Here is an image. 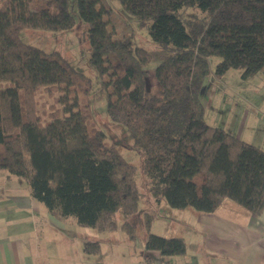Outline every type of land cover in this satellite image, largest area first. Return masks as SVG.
I'll use <instances>...</instances> for the list:
<instances>
[{
    "label": "trees",
    "instance_id": "1",
    "mask_svg": "<svg viewBox=\"0 0 264 264\" xmlns=\"http://www.w3.org/2000/svg\"><path fill=\"white\" fill-rule=\"evenodd\" d=\"M154 50L133 48L106 17L103 0H77L87 27L89 63L104 80L109 119L127 128L143 159L155 205L211 214L231 200L252 214L264 209V149L211 125L202 99L205 79L243 69L248 79L264 74V0H118ZM0 10V171L28 183L30 196L56 219L100 233L124 231L135 241L132 218L141 193L137 167L105 133L88 128L91 80L59 51L26 42V29L68 31L76 26L68 0H5ZM35 7L37 10H33ZM156 63L157 84L147 85ZM4 82V84H3ZM53 98L44 121L36 95ZM204 174L198 189L194 178ZM154 210V209H153ZM153 210L144 213V261L184 255L182 236L152 233ZM121 212L120 224L116 215ZM98 254L99 241L84 243ZM189 264V263H186Z\"/></svg>",
    "mask_w": 264,
    "mask_h": 264
},
{
    "label": "rangeland",
    "instance_id": "2",
    "mask_svg": "<svg viewBox=\"0 0 264 264\" xmlns=\"http://www.w3.org/2000/svg\"><path fill=\"white\" fill-rule=\"evenodd\" d=\"M103 2L108 8L106 17L115 27L119 37H129V42L133 48L142 47L148 50L157 48L147 26H140L138 20L127 13L118 0H103ZM4 4L5 0H0V10L4 9ZM68 5L70 13L76 19L74 29L68 31L26 29L22 32V37L26 42L46 52L59 51L76 69L91 80L92 107L91 116L87 123L88 128L90 130L92 128L102 130L106 135V142L116 144L122 156L137 167L135 180L142 196L139 212L131 219L137 228L135 241H132L128 236L124 240L122 235H119L120 230L113 234L95 232L97 233L95 238L101 241L107 239L116 242L117 246H121V248L125 246L127 250L131 247L133 249L132 256L144 255V242L147 236L144 213L154 209L155 218L150 225L151 232L162 236L179 234L186 241L191 259L195 260L201 257L204 239L201 213L193 208L182 210L171 208L165 200L159 206L154 204L150 193V180L143 172L141 155L133 142L128 139L127 128L112 122L107 116L106 97L102 96V99L99 97L100 91L104 88L103 82L108 77H102L89 63L91 52L89 37L87 27L77 12V0H68ZM32 9L37 10L35 7ZM218 61L219 58L217 57L210 58L212 73L205 79L202 90L207 121L211 125L224 128L236 137L264 149V74L260 72L245 79L242 77L243 69H231L223 77L217 78L213 71ZM155 67L156 63H151L147 67V85L149 88L155 87L157 84ZM36 102L37 110L45 121L51 111L53 98L41 90L36 95ZM14 179L20 183L18 191H23L22 184L24 185L25 180L17 177ZM204 179L205 176L202 173L194 178L198 189ZM9 186L10 183L7 184V187ZM2 187L4 186L2 185ZM116 218L119 224L124 221L121 212L117 213ZM79 229L82 237L93 238L89 234L91 228L80 227ZM110 246L105 247L109 248Z\"/></svg>",
    "mask_w": 264,
    "mask_h": 264
},
{
    "label": "crops",
    "instance_id": "3",
    "mask_svg": "<svg viewBox=\"0 0 264 264\" xmlns=\"http://www.w3.org/2000/svg\"><path fill=\"white\" fill-rule=\"evenodd\" d=\"M14 178L0 171V264H146L144 255L132 256L131 247L127 250L116 242L97 240L95 229H89L93 238L82 237L74 221L56 219L33 199L26 181L22 184L24 190L18 191L20 183ZM201 216L204 239L200 259L192 260L187 247L184 255L162 256L154 252L152 264H264V209L252 214L226 200L216 212ZM119 235L124 240L127 237L122 230ZM87 241H99L101 251L86 253Z\"/></svg>",
    "mask_w": 264,
    "mask_h": 264
}]
</instances>
